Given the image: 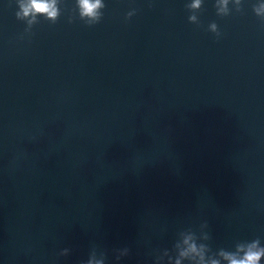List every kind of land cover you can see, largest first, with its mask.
Masks as SVG:
<instances>
[{"label":"water","instance_id":"obj_1","mask_svg":"<svg viewBox=\"0 0 264 264\" xmlns=\"http://www.w3.org/2000/svg\"><path fill=\"white\" fill-rule=\"evenodd\" d=\"M47 2L0 0V264L264 247V0Z\"/></svg>","mask_w":264,"mask_h":264},{"label":"clouds","instance_id":"obj_2","mask_svg":"<svg viewBox=\"0 0 264 264\" xmlns=\"http://www.w3.org/2000/svg\"><path fill=\"white\" fill-rule=\"evenodd\" d=\"M79 7L81 10L82 17H89L93 20H96L99 23L98 17L99 13L98 9L104 8L105 5L102 0H78ZM201 0H195V3L192 5L194 8H198L200 6ZM221 3L226 5L227 0H221ZM258 8L264 9V2L258 3L253 7V11H256ZM21 9L23 15L27 17L31 14H43L48 13L51 17H55L57 12L52 7L51 4L47 2V0H28L27 5L21 4ZM16 16L19 17L20 13H16ZM190 20H195V17H189ZM210 27L213 32H216V36L219 38L220 32L217 31V25L215 23L210 24ZM204 227H207V224H203ZM205 239H208L206 236ZM190 240H193L192 243H189ZM184 243L188 245L186 251L180 252V256L183 258H188L190 253H195L196 256L199 257L196 264H205L204 258V250L205 246L200 245L199 249L197 248L196 243L194 242V236L189 235ZM211 249H209L210 251ZM68 250L65 249L62 255H67ZM240 253H243L241 256ZM225 260L228 261V264H259L262 257H264V247H260V240H253L251 243H237L236 250L234 252H230L227 250L221 249L218 253ZM91 264V261H89ZM176 264H180V260L176 261ZM211 264H219L217 260H212Z\"/></svg>","mask_w":264,"mask_h":264}]
</instances>
